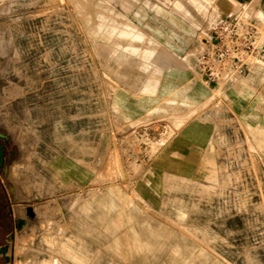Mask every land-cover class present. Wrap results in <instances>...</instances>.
I'll list each match as a JSON object with an SVG mask.
<instances>
[{"label": "rangeland", "instance_id": "obj_1", "mask_svg": "<svg viewBox=\"0 0 264 264\" xmlns=\"http://www.w3.org/2000/svg\"><path fill=\"white\" fill-rule=\"evenodd\" d=\"M0 142V264H264V0H0Z\"/></svg>", "mask_w": 264, "mask_h": 264}, {"label": "built area", "instance_id": "obj_2", "mask_svg": "<svg viewBox=\"0 0 264 264\" xmlns=\"http://www.w3.org/2000/svg\"><path fill=\"white\" fill-rule=\"evenodd\" d=\"M233 14L232 15H228V17L226 16L225 17V21L228 23L229 26H232V24L234 23V20H232ZM230 18V19H228ZM231 29V27H230ZM234 26L233 28L229 31V34L231 36L234 35ZM243 51L250 54L254 51V47L253 46H250V45H246L244 44L243 45ZM245 58H242L240 60V62H235V63H229L228 66H227V69L225 70V75L229 76H233V75H244L247 71V68H248V64L247 62L244 60Z\"/></svg>", "mask_w": 264, "mask_h": 264}, {"label": "flooded vegetation", "instance_id": "obj_3", "mask_svg": "<svg viewBox=\"0 0 264 264\" xmlns=\"http://www.w3.org/2000/svg\"><path fill=\"white\" fill-rule=\"evenodd\" d=\"M7 223H8V217L3 214L2 208L0 207V234L5 229Z\"/></svg>", "mask_w": 264, "mask_h": 264}, {"label": "water", "instance_id": "obj_4", "mask_svg": "<svg viewBox=\"0 0 264 264\" xmlns=\"http://www.w3.org/2000/svg\"><path fill=\"white\" fill-rule=\"evenodd\" d=\"M4 163V147L3 144L0 142V167Z\"/></svg>", "mask_w": 264, "mask_h": 264}, {"label": "bare ground", "instance_id": "obj_5", "mask_svg": "<svg viewBox=\"0 0 264 264\" xmlns=\"http://www.w3.org/2000/svg\"><path fill=\"white\" fill-rule=\"evenodd\" d=\"M32 211L30 210V213H31Z\"/></svg>", "mask_w": 264, "mask_h": 264}]
</instances>
